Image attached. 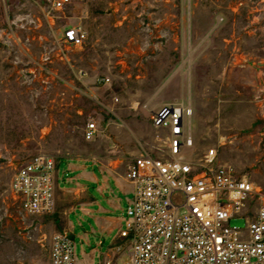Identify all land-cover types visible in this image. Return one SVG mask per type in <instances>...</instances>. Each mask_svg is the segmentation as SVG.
Instances as JSON below:
<instances>
[{
    "label": "rangeland",
    "instance_id": "374dc122",
    "mask_svg": "<svg viewBox=\"0 0 264 264\" xmlns=\"http://www.w3.org/2000/svg\"><path fill=\"white\" fill-rule=\"evenodd\" d=\"M73 25L87 31L82 47L63 42ZM171 102L192 107L187 152L215 147L264 187V0H79L64 13L0 0V264H48L46 216L25 215L9 189L21 165L40 153L156 155L164 133L151 113Z\"/></svg>",
    "mask_w": 264,
    "mask_h": 264
},
{
    "label": "built area",
    "instance_id": "2783aa9c",
    "mask_svg": "<svg viewBox=\"0 0 264 264\" xmlns=\"http://www.w3.org/2000/svg\"><path fill=\"white\" fill-rule=\"evenodd\" d=\"M45 1L51 10L64 13L79 0ZM87 36L81 26H68L63 42L82 47ZM117 102L112 97V104ZM106 109L113 113L112 106ZM191 116L189 102L152 111V126L164 133L156 139L163 145L156 155L142 148L126 163L123 178L134 191L119 241L102 264H264V187L221 161L215 147L187 152L194 146ZM98 132L95 119L83 128L87 140ZM55 166L52 157L40 153L14 174L9 189L25 215L55 211ZM233 219L243 220V227L232 225ZM38 244L45 248L48 264H77L67 229L41 232Z\"/></svg>",
    "mask_w": 264,
    "mask_h": 264
},
{
    "label": "crops",
    "instance_id": "0c3cea01",
    "mask_svg": "<svg viewBox=\"0 0 264 264\" xmlns=\"http://www.w3.org/2000/svg\"><path fill=\"white\" fill-rule=\"evenodd\" d=\"M112 121L107 124H114ZM125 166L123 155L117 152L66 157L56 163V207L43 226L48 234L69 231L77 264H102L109 248L119 241L117 233L134 191V185L123 178Z\"/></svg>",
    "mask_w": 264,
    "mask_h": 264
}]
</instances>
